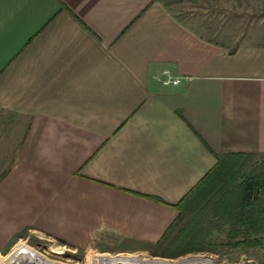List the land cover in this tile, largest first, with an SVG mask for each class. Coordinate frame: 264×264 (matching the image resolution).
Listing matches in <instances>:
<instances>
[{"label": "crops", "instance_id": "0c3cea01", "mask_svg": "<svg viewBox=\"0 0 264 264\" xmlns=\"http://www.w3.org/2000/svg\"><path fill=\"white\" fill-rule=\"evenodd\" d=\"M214 3L207 25L164 0H0V255L200 249L172 246L188 195L264 159V0Z\"/></svg>", "mask_w": 264, "mask_h": 264}, {"label": "rangeland", "instance_id": "374dc122", "mask_svg": "<svg viewBox=\"0 0 264 264\" xmlns=\"http://www.w3.org/2000/svg\"><path fill=\"white\" fill-rule=\"evenodd\" d=\"M164 2L179 15L188 18L191 16L202 17V19L199 18V21L202 20L207 25H212L214 22L212 18L215 12L214 0H164ZM235 161L237 165H235L234 170H231L233 175L229 172L230 185H233V182L234 184L240 183L242 178L248 175L256 176L258 179L263 178L264 159H235ZM221 180L224 182L223 178L219 179L209 187L203 188L198 195L195 194L189 198V206L184 215L188 221H181L180 225L183 228L180 229L183 230L187 227L184 229L185 233L186 235L191 234L193 239L189 244L177 243L172 245L173 248L177 247L180 250L183 247L186 250L200 249L187 251L170 258L182 259L183 257L189 258V255H198L201 256L199 258L206 260V263L199 262V264H264L262 192H260L258 201H254V206H258L257 209L260 210L261 215V220L258 221L257 226L260 233L255 234L250 230L247 235H244L242 233L244 226L242 225L247 219L238 216L239 199L232 192L224 197L225 195L221 192L222 188L217 187ZM221 196L224 197V200L221 199ZM224 211L228 213H224ZM248 214H252V212L248 211L246 214L249 222H251L253 218H249ZM248 224L249 227H252L250 223ZM155 250L137 253L148 259H152L153 256L162 259L168 258L163 257L162 252ZM27 251L57 264H96L97 254L104 253L96 245L87 248H74L57 239L31 235L26 240L17 241L9 251L0 255V263L13 264L22 252ZM184 261L188 264L191 260Z\"/></svg>", "mask_w": 264, "mask_h": 264}, {"label": "trees", "instance_id": "16d2710c", "mask_svg": "<svg viewBox=\"0 0 264 264\" xmlns=\"http://www.w3.org/2000/svg\"><path fill=\"white\" fill-rule=\"evenodd\" d=\"M235 165H237L235 159H219V163L216 167L196 185L188 196L190 198L195 194L198 195L203 188H207L223 178L224 182L221 180L220 185L217 187L222 188L221 192L225 195L224 197L228 196L229 192L237 195V199H239L238 216L243 219L245 218V220L247 219L242 225L244 226L242 233L247 235L250 230L255 234L260 233V229L257 226L259 224L258 221L261 220V215L260 210L257 209L258 206H254V201H258V197L264 186V179H258L256 176L248 175L242 178L240 183L234 184L233 182V185H230L229 172L233 175L231 170H234ZM224 197L221 196V199L223 198L224 200ZM248 211L252 212V214H248L249 218H253L251 222H249V219L246 217ZM225 212L227 211H224V213ZM248 223H250L252 227H249Z\"/></svg>", "mask_w": 264, "mask_h": 264}, {"label": "built area", "instance_id": "2783aa9c", "mask_svg": "<svg viewBox=\"0 0 264 264\" xmlns=\"http://www.w3.org/2000/svg\"><path fill=\"white\" fill-rule=\"evenodd\" d=\"M158 78L162 79V82L165 85H177L182 81V77L181 76H174L172 75V73L169 70H164L162 75H158ZM106 254L107 256L104 257L106 258L105 260H112V259H119L122 260V258H128L130 261L133 259H141V260H146V261H158V262H169V263H176L179 261H184V260H191L188 264H199L196 263L195 261H192L194 259H198L201 256L198 255H189L190 257H183L182 259H171V258H164L162 259L161 257L158 256H153L152 259H148L145 257H141L140 253H109V252H104V253H99L97 254V260H96V264H112V263H106L103 260V255ZM118 264H122V263H118ZM132 264H148V263H133Z\"/></svg>", "mask_w": 264, "mask_h": 264}, {"label": "bare ground", "instance_id": "6f19581e", "mask_svg": "<svg viewBox=\"0 0 264 264\" xmlns=\"http://www.w3.org/2000/svg\"><path fill=\"white\" fill-rule=\"evenodd\" d=\"M106 255H103V260L106 263H112V264H118V263H122V264H132V262L134 263H148V264H186V261H182V262H176V263H169V262H158V261H146V260H141V259H133V260H129L128 258H122V260L119 261V259H112V260H105ZM193 261V260H192ZM194 261L196 263L199 262H204L206 263L205 259L202 258H198V259H194ZM1 264V263H0ZM13 264H57L55 262H51L43 257H41L38 254L32 253V252H22L18 257H17V261H14Z\"/></svg>", "mask_w": 264, "mask_h": 264}]
</instances>
